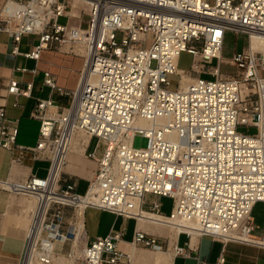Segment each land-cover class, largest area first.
<instances>
[{"label": "built area", "instance_id": "obj_1", "mask_svg": "<svg viewBox=\"0 0 264 264\" xmlns=\"http://www.w3.org/2000/svg\"><path fill=\"white\" fill-rule=\"evenodd\" d=\"M229 32L248 42L226 58ZM0 33L13 40L15 56L36 62L17 66L22 73H37L47 50L83 58L73 89L42 70L50 94L30 113L40 122L33 146L17 143L19 118L1 101L14 95L20 106L33 81L11 78L0 94V152L17 150L16 162L27 154L48 161L44 176L0 177L1 189L34 200L27 245L36 239L47 254L49 243L56 249L72 240L80 206L187 236L171 243L136 227L131 242L153 252L152 264L192 257L199 249L192 239L203 235L258 243L244 236L253 237L252 210L264 201V0H0ZM25 35L36 38L28 51L21 48ZM182 52L193 57L184 70ZM170 75L178 76L176 89ZM78 134L88 137L84 156L96 164L84 192L63 169ZM137 135L148 139L145 147L133 146ZM162 197L172 199L168 213ZM123 236L112 230L87 242L80 261L131 264L132 253L118 246Z\"/></svg>", "mask_w": 264, "mask_h": 264}, {"label": "crops", "instance_id": "obj_2", "mask_svg": "<svg viewBox=\"0 0 264 264\" xmlns=\"http://www.w3.org/2000/svg\"><path fill=\"white\" fill-rule=\"evenodd\" d=\"M35 41V37L25 35L21 42L22 50H31ZM12 47L13 40L11 37L5 33H0V94L5 92V87L11 78H16L23 83L33 81L34 87L31 96L18 97L20 106L16 107L13 105V102L15 101L14 95H8L5 100L1 101H5L6 111L10 116L19 118L17 143L33 146L38 139L39 126L36 127L34 125V121L37 119L32 118L30 113L34 108L37 98H46L50 94L49 87L43 84L42 70H51L56 74L59 84L66 88L73 89L77 85L83 62L79 65L77 80L73 85L68 78L63 76L60 72V66L64 63L68 64V69H73L74 58H72V56L65 55L60 51L47 50L43 52L41 60L37 62V67L42 77H37L38 72L32 74L30 72L22 73L16 70L17 66L33 68L36 66V62L31 59H26L23 56H15L11 51ZM66 48L67 47L63 48V51L67 50ZM29 62H34V65L29 66ZM30 132L31 135H29ZM20 135L22 139L18 141ZM17 156V150H13L12 152L3 150L0 152V177L10 178L12 180H22L26 179L31 173H37L40 175L39 170L35 166L38 160H33L30 154H27L20 162L12 161V158H16ZM86 163L85 170L82 172L77 170L78 168L74 166L64 169L66 175L77 180L78 190L80 192L86 190L88 182L92 178L96 169V164L93 160L88 159L86 160ZM30 201L34 203L33 199H30L25 195L11 193L0 188V237L4 239L2 242L7 240L10 236H13L15 232L23 234L25 228L19 227L18 221H25V225L29 224L30 219L28 221L26 212L23 210V204H27ZM89 213L90 216H88ZM67 214L70 217L71 213L69 210H67ZM130 220H133L131 228L129 227ZM84 226L86 232L85 244L96 237L107 235L112 230H124V236L118 242V246L120 249L132 253L133 260L131 264H152L154 259V254L151 250L132 244V235L136 227L144 228L159 236L169 237L171 243L178 242L179 244H184L188 240L187 236L184 234L175 237L174 231L170 228L154 226L147 220H142L136 223L134 219L124 218L123 216L116 215L110 211L94 207H87L85 209ZM256 227L257 226L255 225V230ZM253 237L263 239L264 229L261 233H253ZM166 242L167 239H164V244H166ZM192 242H195L199 247L198 251L194 252L192 257H175L173 264H197L198 260L217 262L222 256L224 257V262L222 264H264V246L255 243L234 241L224 242L223 239L211 235H203L200 238H193ZM2 249L5 248H1L0 250ZM9 251L14 256L17 255L16 246L14 244L11 245ZM79 264L85 263L79 261Z\"/></svg>", "mask_w": 264, "mask_h": 264}, {"label": "bare ground", "instance_id": "obj_3", "mask_svg": "<svg viewBox=\"0 0 264 264\" xmlns=\"http://www.w3.org/2000/svg\"><path fill=\"white\" fill-rule=\"evenodd\" d=\"M253 46L260 47V43L253 41ZM189 78L184 77L182 80V85L186 83ZM143 123V122H142ZM88 141V137L84 134H78L75 136L71 151L69 152V162L64 166L63 169L71 168L72 166L78 168L80 172L85 170L86 159H84V150L85 144ZM74 171V170H73ZM17 181V179H16ZM23 195V194H21ZM30 198V197H29ZM24 205V212H26L27 219L31 222V211L33 210L35 203L32 201L28 202ZM26 218V217H25ZM29 224L25 225V221H18L19 227H24L25 231L23 234L19 232H15L13 236L7 238V240L3 241L0 237V264H74V260L76 258L75 254H79L83 252L85 247V226H84V210L83 206H80L76 211V219L74 221V231L75 236L73 237V253L74 256L71 259H66L63 255L57 254L55 251L56 242L49 243L50 252L47 254H43L40 249L37 247L36 239L32 240L29 245H27V236L29 235ZM175 237L177 236V232L174 231ZM6 237V236H5ZM247 239L253 240L257 245L264 246V237L263 239H257L250 235L244 236ZM173 238V237H172ZM81 243L83 248L80 249ZM16 246V256H14L9 250L11 245ZM246 244V243H245ZM80 255V257H81ZM78 258V257H77Z\"/></svg>", "mask_w": 264, "mask_h": 264}, {"label": "rangeland", "instance_id": "obj_4", "mask_svg": "<svg viewBox=\"0 0 264 264\" xmlns=\"http://www.w3.org/2000/svg\"><path fill=\"white\" fill-rule=\"evenodd\" d=\"M247 42H248V39H247V36L245 34H235V33L229 32L226 35V39L224 42L223 55L226 58L231 57V55L234 53V51L242 49L244 46L247 45ZM66 49H68V48H66ZM62 53H64L65 55H70V56H72V58H74L73 69H68L67 68L68 64H66V63L61 64V66H60V72L62 73V75L67 77L68 80L74 85L76 80H77V76H78L77 71L79 69L80 63L82 64V62H83V58L81 56H75V55H72V54L67 53V52H62ZM192 59H193V57L191 54H189L187 52H182V54L179 57V62H178L179 68H181L183 70L188 69L191 65ZM214 63H216L215 60H214L213 64ZM33 65H34V62H29V66H33ZM222 68H223V71H226V72L231 71V67L226 65V64H223ZM205 76L210 77L209 75H205ZM37 77H42L40 71H38ZM169 79H170L171 84H172L171 88L176 89V87L178 85V76L170 75ZM34 125L36 127H38L39 121L35 120ZM238 129L242 132H248V133H254L256 131V128L246 127V126H239ZM29 135H31V132ZM21 139H22V137L20 135L18 141ZM147 142H148V139L146 137H144L142 135H137L133 140V146L138 147V148L145 147L147 145ZM93 144H94V142H93ZM84 159L88 160V158H85V157H84ZM35 166L39 170V174L41 176H43L46 174V170L48 167V161L38 160L36 162ZM8 192H10V191H8ZM11 193H13V192H11ZM30 199H32V198H30ZM160 199L163 203V210L168 213L172 207V199L170 197H162ZM88 216H90V213ZM252 218H253V223L257 226L256 230H254L253 233H261L264 229V202L263 201H257L255 203L253 210H252ZM1 220H2V218H1ZM132 225H133V220H130L129 221V227L131 228ZM82 248H83V245L81 243L80 249H82ZM72 249H73V240H70V241H67L66 243H63V244H60V243L57 244L55 252L57 254L63 255L66 259H71V258H73L74 254H75V253H73ZM75 255H76V258L74 260V264H79L81 252L79 254H75Z\"/></svg>", "mask_w": 264, "mask_h": 264}]
</instances>
